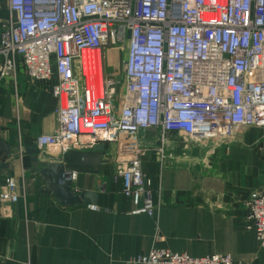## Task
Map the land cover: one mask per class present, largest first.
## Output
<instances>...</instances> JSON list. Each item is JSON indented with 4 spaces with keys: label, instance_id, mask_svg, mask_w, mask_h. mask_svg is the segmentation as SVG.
<instances>
[{
    "label": "built area",
    "instance_id": "1",
    "mask_svg": "<svg viewBox=\"0 0 264 264\" xmlns=\"http://www.w3.org/2000/svg\"><path fill=\"white\" fill-rule=\"evenodd\" d=\"M112 47L127 55L119 103L121 80L105 71ZM0 59V81H15L22 64L59 100V127L37 138L40 150L63 156L117 144L115 177L133 214L158 209L141 164L147 133L164 162L168 134L207 144L247 127L264 131V0H0ZM0 198L13 205L25 194L9 178ZM245 205V226L264 248V167ZM130 263L245 264L157 246Z\"/></svg>",
    "mask_w": 264,
    "mask_h": 264
},
{
    "label": "crops",
    "instance_id": "2",
    "mask_svg": "<svg viewBox=\"0 0 264 264\" xmlns=\"http://www.w3.org/2000/svg\"><path fill=\"white\" fill-rule=\"evenodd\" d=\"M120 56L119 48L105 55L106 74L116 79ZM58 107L49 84L31 81L22 64L15 81H0V145L10 149L0 158L9 163L0 172V195L9 178L25 194V200L13 205L0 198V264H131L155 246L192 257L218 253L245 264H264V248L245 226V201L262 179V129L243 128L207 144L168 134L164 162L152 150L157 138L147 133L143 144L151 151L141 164L158 208L150 217L132 213L133 202L116 180L115 160L107 153L101 171L88 168L73 188L77 194L94 193L96 203L71 206L57 200L39 173L62 156L42 153L45 164L38 166L29 162L30 156H19L21 147H32L38 137L58 129Z\"/></svg>",
    "mask_w": 264,
    "mask_h": 264
},
{
    "label": "water",
    "instance_id": "3",
    "mask_svg": "<svg viewBox=\"0 0 264 264\" xmlns=\"http://www.w3.org/2000/svg\"><path fill=\"white\" fill-rule=\"evenodd\" d=\"M117 144L110 145L109 152H106V145L99 144L94 147L93 151H70L65 153L62 157L63 160L59 162L49 163L47 167L39 170L41 176L49 182V187L57 200L64 206H71L75 204H94L96 198L94 193L88 192L83 194H77L73 191L75 188V182L80 173L88 172V168L92 173L98 174L102 169V157L107 153L114 160L117 159ZM45 153V150H40L36 145L23 149L19 156L29 157V162L35 165L45 164V160L39 158V156ZM9 155L10 149H3L0 145V158L1 155ZM9 163H3L0 159V172L7 170Z\"/></svg>",
    "mask_w": 264,
    "mask_h": 264
},
{
    "label": "rangeland",
    "instance_id": "4",
    "mask_svg": "<svg viewBox=\"0 0 264 264\" xmlns=\"http://www.w3.org/2000/svg\"><path fill=\"white\" fill-rule=\"evenodd\" d=\"M116 48L121 49V56H120V58H118V61H120L119 64H120V66H122L125 58L127 57L126 51L122 47H112V48H109V49H116ZM109 49H107L106 54H107ZM113 53H114V51H113ZM110 65L111 64H108V66H110ZM118 74H119V80H121V84H120L119 91H118V96H119L118 103H119V101L122 99V94H123V90H124L123 89V87H124V77H123L122 69H121V72H118Z\"/></svg>",
    "mask_w": 264,
    "mask_h": 264
},
{
    "label": "bare ground",
    "instance_id": "5",
    "mask_svg": "<svg viewBox=\"0 0 264 264\" xmlns=\"http://www.w3.org/2000/svg\"><path fill=\"white\" fill-rule=\"evenodd\" d=\"M99 55H100V53H99L98 51H86V52L84 53V57H85V58H88L89 56L100 57Z\"/></svg>",
    "mask_w": 264,
    "mask_h": 264
}]
</instances>
